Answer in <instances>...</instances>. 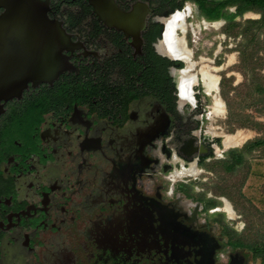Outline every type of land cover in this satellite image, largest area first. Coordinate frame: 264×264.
<instances>
[{"label": "flooded vegetation", "instance_id": "flooded-vegetation-1", "mask_svg": "<svg viewBox=\"0 0 264 264\" xmlns=\"http://www.w3.org/2000/svg\"><path fill=\"white\" fill-rule=\"evenodd\" d=\"M41 1L69 34L70 68L0 100V264H248L223 234L213 194L194 188L207 177H171L191 162L212 174L221 141L202 135L171 90L179 62L166 61L160 40L178 0H114L124 10L146 3L135 41L90 0ZM122 57L135 67L109 66ZM121 69L138 81L112 83ZM221 150L234 164L254 149Z\"/></svg>", "mask_w": 264, "mask_h": 264}, {"label": "rangeland", "instance_id": "rangeland-1", "mask_svg": "<svg viewBox=\"0 0 264 264\" xmlns=\"http://www.w3.org/2000/svg\"><path fill=\"white\" fill-rule=\"evenodd\" d=\"M185 4V3H184ZM183 4V6H184ZM181 9V8H180ZM193 17L187 19L190 23H194L200 19L202 16L198 13V8L193 4ZM228 11H234V7H229ZM258 13L254 11L245 12L241 18H257ZM206 19V18H205ZM207 20V19H206ZM221 20V19H218ZM222 25L219 29H214L213 27L200 28L195 30L196 40L192 41V34L188 32L187 39L189 45L194 49L195 57L205 56L214 60L212 64H216V60H220V64L225 63L229 59V55L233 54V63L218 72L219 81L222 74L227 77L232 78V85H236V89L229 92L230 100L237 107L238 112L251 113L258 120L264 121V114L256 112L253 109V104H261L256 99L253 92V86H249L248 83L245 84V79L241 74L239 68L240 62L238 59V52L235 50L236 42L238 38L228 37L222 32V26L224 20H221ZM189 31V30H188ZM195 58V59H196ZM204 63H210L208 61H203ZM256 70H260V74L264 75V52H260L258 57L255 59ZM246 72L250 71V65L244 66ZM260 81H264L262 77L259 76ZM229 83L226 84L225 89L229 88ZM199 84L194 86L195 90H198ZM198 92V91H197ZM220 95V86H219ZM198 96L197 107L194 108L189 104H182V107L187 110V112H192L198 116V128L201 125V133L208 138L213 137L208 132L209 129V119L206 117V113L209 110V104L211 103L210 96L206 95L204 92L199 90L196 93ZM221 97V95H220ZM225 113L223 117L216 118L213 122L214 125L220 126V129L226 133H233L237 129H242L250 134L245 142L254 140L258 137L264 136V132L258 131L250 127H237L236 122L241 121L248 124V119L246 115H239L235 118L233 124L228 123V112L223 98ZM222 139L220 136H216ZM243 142L240 146H242ZM234 146V147H240ZM222 143L220 141L219 148H216L213 152L214 162L208 164L211 167L210 172H201L196 175L197 177H207L204 181L195 183L194 188L201 190L203 192L213 194V197L218 202L214 206L221 207L223 205L220 197H225L231 204L234 215L229 217V215L223 211V209H218L222 211L223 221L221 220L222 232L226 237L233 239V231L235 230L237 234L245 242L255 245H260L264 243V145L255 148L251 153L246 154L244 159L240 163H221L223 158L221 154L223 151ZM224 148L225 150L228 149ZM173 170V169H172ZM169 172V174L172 172ZM190 176H185L177 178V180H182L183 178H188ZM167 182H171L169 178H166ZM202 191V190H201ZM214 195H217V197ZM220 196V197H219ZM233 230V231H231ZM245 251L249 256L248 264H264V256L261 253H255L253 250L244 247Z\"/></svg>", "mask_w": 264, "mask_h": 264}, {"label": "water", "instance_id": "water-1", "mask_svg": "<svg viewBox=\"0 0 264 264\" xmlns=\"http://www.w3.org/2000/svg\"><path fill=\"white\" fill-rule=\"evenodd\" d=\"M90 2L107 26L123 30L134 41L139 39L146 3H137L138 7L124 10L114 0ZM0 8V100H6L20 96L29 82L33 85L51 82L69 69L64 50L70 49L71 41L61 22L48 16L45 1L0 0ZM164 30L165 24L162 37ZM169 58L182 63L178 69L184 68L183 60Z\"/></svg>", "mask_w": 264, "mask_h": 264}, {"label": "trees", "instance_id": "trees-1", "mask_svg": "<svg viewBox=\"0 0 264 264\" xmlns=\"http://www.w3.org/2000/svg\"><path fill=\"white\" fill-rule=\"evenodd\" d=\"M185 1H190L194 3L199 11V15L203 16L207 20H224V24L222 26V32L228 36L238 38L235 46V50L238 52V59L240 62L239 70L245 79V84L248 83L249 86H253V92L256 96L258 102L261 104H253V109L258 112L264 114V81H260L259 78L262 77L264 79V75L260 74V70H256L255 59L258 57L260 52H264V0H178L177 2L172 1L170 7L164 11L165 14L174 11L175 9H180L183 7ZM229 7H234V11H228ZM247 11H254L259 14L257 18H244L241 16ZM162 25H159V31L161 30ZM196 56V55H195ZM167 62H175L174 60H170L166 58ZM133 62L131 57H122L118 61H113V63L109 64L110 67H119L123 68L124 66L135 67V64H131ZM216 64H220V60H216ZM250 65V71L246 72L244 66ZM179 66H182V63L179 62ZM159 77L162 75L159 74ZM108 79L106 77L100 75L97 81L101 83H107ZM92 80H87V82H91ZM136 83L138 81V77L136 72L134 71H123L121 69L115 78L111 81L118 83ZM232 78L225 76L222 74V77L219 81L220 86V95L223 98L227 112H228V123L233 124L234 120L237 116L243 114L246 115L248 119V124L241 122L238 120L236 122L237 127H250L256 129L258 131L264 132V121L258 120L253 114L238 112L237 107L230 100L229 92L236 89V85H232ZM160 83V82H159ZM229 83V88L225 89L226 84ZM171 90H175V82L172 83ZM160 92V89H158ZM264 145V136L258 137L254 140L245 142L243 147L249 149H255L257 147ZM244 159V155L242 153L238 154L237 160L232 163H240ZM209 169L211 167L207 166ZM218 201L215 200L209 203V206L216 205ZM233 239L232 242L234 245H240L243 247H247L255 253H262L264 256V243L260 245L250 244L245 242L241 237L237 234V232L233 231Z\"/></svg>", "mask_w": 264, "mask_h": 264}, {"label": "bare ground", "instance_id": "bare-ground-1", "mask_svg": "<svg viewBox=\"0 0 264 264\" xmlns=\"http://www.w3.org/2000/svg\"><path fill=\"white\" fill-rule=\"evenodd\" d=\"M191 12V5L186 3L182 9L176 10L168 17L164 18L165 30L163 37L160 40V45L164 53L174 58L183 60L185 63L184 68L178 70V73L181 75L179 84L182 89L180 93V101H187L191 105H194L193 85L200 81L201 77L202 79L206 76L210 78V88L206 90L212 99V103L209 105V110L206 113V117L210 121L208 132L211 135L220 136L222 138L223 148L240 146L249 137H251L248 132L238 129L233 133H226L222 130H218L220 129V126L213 124L216 118L223 117L225 113L224 104L218 92V72L233 63V54L229 55V59L225 63L218 65L212 64L211 58H207L205 56H198L195 59L192 56V49L186 43L185 39L187 28L190 29V31H194L195 29L197 31L200 28L205 29L208 27L219 29L222 22L221 20L207 22L200 19L199 23L198 21L190 23L187 21V17L191 15ZM204 60L210 63H204ZM201 171L202 170L200 168L195 167L194 162H191L187 167L181 164L177 169H174L171 173V177L172 179H175V177L180 176L181 174L196 176ZM220 208L225 209L229 217H232L234 214V210L231 208L228 200L227 202L225 201L223 207L221 206Z\"/></svg>", "mask_w": 264, "mask_h": 264}, {"label": "built area", "instance_id": "built-area-1", "mask_svg": "<svg viewBox=\"0 0 264 264\" xmlns=\"http://www.w3.org/2000/svg\"><path fill=\"white\" fill-rule=\"evenodd\" d=\"M203 20L204 21H207V22H215V20H206L205 18H203ZM222 20V19H221ZM230 38V37H229ZM214 62V60H212V63ZM181 75L179 74V73H177V77H176V84H175V91H176V96L178 97V99L179 100H181L180 99V93H181V91H182V89H181V87H180V84H179V82H180V80H181ZM210 78H208L207 76L204 78V79H202V77H201V79H200V81H198L196 84H199V89L198 90H195L194 89V91H195V94L194 95H196V93H198L199 92V90H201L202 92H204L206 95H208V96H210L208 93H207V89H209L210 87ZM195 84V85H196ZM194 85V86H195ZM194 86H193V88H194ZM218 88H219V82H218ZM198 91V92H197ZM218 92H219V90H218ZM210 98H211V96H210ZM183 104H189L187 101L186 102H182ZM211 103H212V99H211ZM211 103L209 104V105H211ZM190 105V104H189ZM201 169V168H200ZM202 170V169H201ZM203 171V170H202ZM201 171V172H202ZM200 172V173H201ZM199 173V174H200ZM186 176H190V177H194V176H192V175H186ZM185 177V176H184ZM220 199H221V201H222V203H223V205H224V202L226 201L227 202V200H226V198L225 197H223V196H221L220 197ZM230 203V202H229ZM223 205H222V207H223ZM231 205V204H230ZM231 208H232V206H231ZM232 210V209H231ZM223 211H225L226 213H227V211L225 210V209H223ZM234 215V214H233ZM232 215V216H233Z\"/></svg>", "mask_w": 264, "mask_h": 264}]
</instances>
